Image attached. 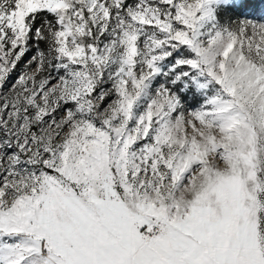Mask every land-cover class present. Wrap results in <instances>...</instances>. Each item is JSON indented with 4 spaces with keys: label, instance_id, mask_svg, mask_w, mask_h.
I'll list each match as a JSON object with an SVG mask.
<instances>
[{
    "label": "snow or ice",
    "instance_id": "snow-or-ice-1",
    "mask_svg": "<svg viewBox=\"0 0 264 264\" xmlns=\"http://www.w3.org/2000/svg\"><path fill=\"white\" fill-rule=\"evenodd\" d=\"M0 264H264V0H0Z\"/></svg>",
    "mask_w": 264,
    "mask_h": 264
}]
</instances>
